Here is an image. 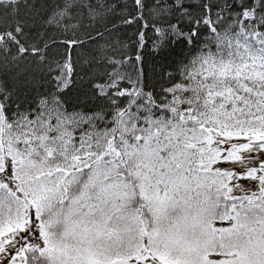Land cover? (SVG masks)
<instances>
[{
    "label": "snow or ice",
    "instance_id": "snow-or-ice-1",
    "mask_svg": "<svg viewBox=\"0 0 264 264\" xmlns=\"http://www.w3.org/2000/svg\"><path fill=\"white\" fill-rule=\"evenodd\" d=\"M0 264H264V0H0Z\"/></svg>",
    "mask_w": 264,
    "mask_h": 264
},
{
    "label": "trees",
    "instance_id": "trees-1",
    "mask_svg": "<svg viewBox=\"0 0 264 264\" xmlns=\"http://www.w3.org/2000/svg\"><path fill=\"white\" fill-rule=\"evenodd\" d=\"M135 31H136L135 26H129L127 28H124V29H122V31L120 33V38L124 39V40H128L129 38L134 37ZM147 59L149 61L148 68L151 69L152 68V62H151L152 58H151V56H148Z\"/></svg>",
    "mask_w": 264,
    "mask_h": 264
}]
</instances>
